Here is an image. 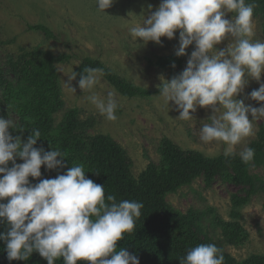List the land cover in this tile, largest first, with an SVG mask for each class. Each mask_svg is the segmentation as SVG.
Returning <instances> with one entry per match:
<instances>
[{
	"label": "clouds",
	"instance_id": "9594fccd",
	"mask_svg": "<svg viewBox=\"0 0 264 264\" xmlns=\"http://www.w3.org/2000/svg\"><path fill=\"white\" fill-rule=\"evenodd\" d=\"M114 2L95 0L97 11L106 13ZM254 8L246 0H161L150 15H141V23L129 27L130 35L145 45L150 41L162 44V37L175 39L179 31L177 56L188 55L189 46H195L181 73L170 80L161 77L159 96L168 106L174 102L181 120L193 118L191 113L198 106L211 107V123L202 124L199 138L205 144L222 142L225 157L234 155L235 146L254 134L253 122L264 118V82L250 93L252 100L260 102L259 107L238 99L248 78L260 82L264 75V42L253 40ZM230 12L235 13L231 20L226 18ZM229 36L227 47L218 49ZM99 73L101 69L85 67L69 76L66 85L76 92L71 81L79 75V88L90 91L97 85ZM87 98L106 120L117 119L114 93H108L106 100L96 94ZM10 128L16 129L13 121L0 118V223L7 226L0 240L5 242L7 259L27 261L38 253L47 264L59 259L63 264H140L137 255L127 248L117 250V244L125 233L133 232L143 204L116 202L113 195L106 202L104 187L87 178L82 165L72 164L65 174L41 179L42 166L47 170L65 167L58 159L63 154L36 147L39 129L31 130L24 142L13 137ZM239 156L249 164L255 150L244 148ZM16 158L23 163H16ZM30 177L39 182L31 183ZM223 262L222 251L215 244H199L180 260V264Z\"/></svg>",
	"mask_w": 264,
	"mask_h": 264
},
{
	"label": "rangeland",
	"instance_id": "374dc122",
	"mask_svg": "<svg viewBox=\"0 0 264 264\" xmlns=\"http://www.w3.org/2000/svg\"><path fill=\"white\" fill-rule=\"evenodd\" d=\"M161 0H115L112 7L104 12H98L95 0H0V67L3 76L16 83L17 76L13 73L11 63L16 61L23 53L34 49L50 50L55 55L69 54V61L57 63L59 71L60 88L64 106L56 115L59 124L65 112L77 109L82 123L81 142L88 145L90 139L97 134L110 135L124 148L131 160V169L135 176L141 174L151 162L159 163L161 160L160 147L164 138H169L185 149H195L207 156H217L224 152L222 142L205 144L199 138V130L208 120L213 111L211 107H197L188 120L177 119L179 111L174 102H165L160 93L150 98L129 99L121 95L101 73L98 74V83L90 91L83 92L79 88L78 78L71 81L73 92L66 83L69 76L76 72L85 57L100 59L119 75L130 82L151 89L159 90L161 77L170 80L175 73L151 64L149 59L155 61L157 56L175 54L179 46V31L175 39L162 37V44L137 41L129 33L133 22H142L141 15L148 16L158 8ZM151 5V9H149ZM234 13H227L226 18L231 20ZM253 40L264 42L261 20L253 15ZM43 24L53 30L57 39H48L44 33L32 30L28 25ZM231 42L226 38L218 49H224ZM194 45L187 49V59L181 72L187 65V60L194 50ZM249 82L238 99L244 100L246 105L259 107L260 102L250 98L253 90H258L260 83L264 82L248 78ZM1 83V82H0ZM3 88L0 84V95ZM114 93L118 103L115 121L106 120L88 100L92 94L107 99L108 93ZM8 118L13 121L15 128L9 131L13 137L20 124L18 112L9 106ZM217 116L220 113H216ZM251 120V114H249ZM264 118L253 122L254 134L244 138L235 146L239 153L256 139L259 126ZM58 150L51 146L49 149ZM86 154L87 150H83ZM17 163H23L16 158ZM255 173H262L260 169ZM48 174L55 178L62 174L59 169L50 170ZM245 194L242 186L236 185L222 177H217L208 186L202 177L180 187L176 192L167 195L168 203L176 210L187 214L190 210L198 212L199 222L196 225L201 238L212 240L221 251L232 254L237 259H244L250 254H264V194L254 196L242 209L240 222L244 228L245 239L240 243L227 242L216 223L222 218L230 221L231 196Z\"/></svg>",
	"mask_w": 264,
	"mask_h": 264
},
{
	"label": "trees",
	"instance_id": "16d2710c",
	"mask_svg": "<svg viewBox=\"0 0 264 264\" xmlns=\"http://www.w3.org/2000/svg\"><path fill=\"white\" fill-rule=\"evenodd\" d=\"M246 3L255 4L254 16L261 20L264 34V0H246ZM28 27L44 33L48 39L58 38L51 28L43 24H29ZM71 58L69 54L55 55L50 50L38 48L23 53L11 63L12 71L17 76L16 83L5 78L0 67V84L3 88L0 118L9 119L7 106L14 108L20 117L16 135L21 134L27 141L31 130L39 129L41 137L36 147L45 151H50L51 146L58 148L64 156L58 157L65 165L57 168L62 174L72 164L82 165L86 177L104 187L106 202L107 196L113 195L116 202L129 200L143 204L133 232L124 234V239L117 244V250L127 248L130 254L137 255L140 264H180L191 248L199 244H214L211 239L201 238L196 226L200 220L198 212L190 210L183 214L167 201L169 193L176 192L198 177H202L208 186L217 177H222L245 189L244 195L231 196V220L219 218L216 221L227 242L237 244L244 240L246 234L240 222L241 209L254 196L264 194V123L259 126L256 139L247 146L255 150L254 159L249 164L243 163L236 152L229 157H225L224 152L207 156L199 150L182 148L171 139L164 138L160 147V162H151L135 178L129 156L110 135L97 134L88 145H82L83 122L77 109L68 110L59 124L56 123L55 117L64 106L57 63ZM186 59L187 55L170 54L157 56L155 61L149 59V62L178 75ZM85 67L101 69L103 77L126 98H150L160 93V90L130 82L100 59L85 57L76 73H81ZM77 78H80L79 75ZM83 150H87V153ZM257 169L262 173H255ZM49 171L42 166L41 179L53 178ZM29 179L33 184L39 182L31 177ZM6 231L7 226L0 223V233ZM5 247V242L0 240V264H47L38 253H33L27 261H9ZM222 254L223 264H264V254L254 253L244 259H237L224 251ZM56 264H63V260H57Z\"/></svg>",
	"mask_w": 264,
	"mask_h": 264
}]
</instances>
